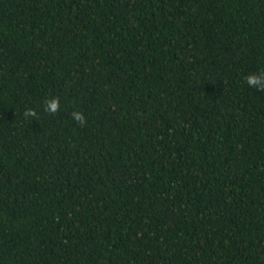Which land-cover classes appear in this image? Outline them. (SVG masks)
Instances as JSON below:
<instances>
[{
	"label": "trees",
	"instance_id": "16d2710c",
	"mask_svg": "<svg viewBox=\"0 0 264 264\" xmlns=\"http://www.w3.org/2000/svg\"><path fill=\"white\" fill-rule=\"evenodd\" d=\"M262 71L264 0H0V264H264Z\"/></svg>",
	"mask_w": 264,
	"mask_h": 264
},
{
	"label": "clouds",
	"instance_id": "9594fccd",
	"mask_svg": "<svg viewBox=\"0 0 264 264\" xmlns=\"http://www.w3.org/2000/svg\"><path fill=\"white\" fill-rule=\"evenodd\" d=\"M245 82L248 84L249 87L256 88L259 91H264V71L260 73H252L245 77ZM60 104L59 98L51 99L46 102L45 111L49 114H55L59 111ZM37 113L33 109H28L25 112L26 117H35ZM73 120L78 122L82 127L86 125L87 120L85 115L82 112L74 111L71 113Z\"/></svg>",
	"mask_w": 264,
	"mask_h": 264
}]
</instances>
